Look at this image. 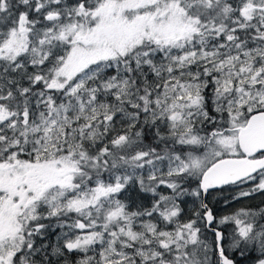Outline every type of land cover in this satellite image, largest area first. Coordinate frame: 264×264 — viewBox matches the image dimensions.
Here are the masks:
<instances>
[{"label":"snow or ice","instance_id":"obj_1","mask_svg":"<svg viewBox=\"0 0 264 264\" xmlns=\"http://www.w3.org/2000/svg\"><path fill=\"white\" fill-rule=\"evenodd\" d=\"M225 186L264 197V0H0V264H264Z\"/></svg>","mask_w":264,"mask_h":264},{"label":"rangeland","instance_id":"obj_2","mask_svg":"<svg viewBox=\"0 0 264 264\" xmlns=\"http://www.w3.org/2000/svg\"><path fill=\"white\" fill-rule=\"evenodd\" d=\"M251 185H249L250 187ZM243 189V186L237 188L236 186H225V189L223 192H227L229 193L231 196H235L237 195V193ZM216 193V192H215ZM212 193L211 196H209L210 198H212V196L215 194ZM261 199H264V197H261L260 195H254L252 198H242L239 201H234L231 203V208H225V206H222L221 209H224V211H221L219 214H225V211H230L232 209L235 208H239L240 206H244L246 204H248L249 202H260Z\"/></svg>","mask_w":264,"mask_h":264},{"label":"trees","instance_id":"obj_3","mask_svg":"<svg viewBox=\"0 0 264 264\" xmlns=\"http://www.w3.org/2000/svg\"><path fill=\"white\" fill-rule=\"evenodd\" d=\"M213 196H217L218 197V199H219V205H217L218 207H222V206H224V199H223V197H228L230 200H231V195L229 194V193H227V192H223V193H215ZM212 196V197H213ZM208 199L209 200H212V198H210V197H208ZM232 202H234V201H231V203ZM259 202H249L248 204H258ZM241 207V206H240Z\"/></svg>","mask_w":264,"mask_h":264},{"label":"flooded vegetation","instance_id":"obj_4","mask_svg":"<svg viewBox=\"0 0 264 264\" xmlns=\"http://www.w3.org/2000/svg\"><path fill=\"white\" fill-rule=\"evenodd\" d=\"M212 193H215V192H212Z\"/></svg>","mask_w":264,"mask_h":264}]
</instances>
